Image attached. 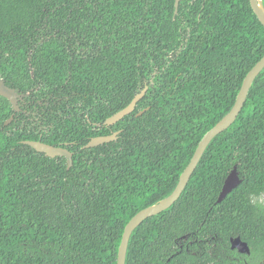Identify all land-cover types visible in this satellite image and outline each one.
<instances>
[{
    "label": "trees",
    "instance_id": "trees-1",
    "mask_svg": "<svg viewBox=\"0 0 264 264\" xmlns=\"http://www.w3.org/2000/svg\"><path fill=\"white\" fill-rule=\"evenodd\" d=\"M175 1L0 0V78L48 90L69 79L75 100L90 107V120L71 110L48 141L71 143L70 170L64 157L0 130V156L11 152L0 160V264H117L127 223L174 190L201 138L235 103L264 55L250 0H182L176 16ZM154 65L165 67L157 87L115 124L119 139L83 148L109 134L103 122L130 104ZM10 111L0 97V117ZM235 166L242 182L217 202ZM263 197L264 70L181 197L136 228L126 264H203L211 258L197 242L180 246L194 232L222 247L230 236L264 237Z\"/></svg>",
    "mask_w": 264,
    "mask_h": 264
},
{
    "label": "flooded vegetation",
    "instance_id": "flooded-vegetation-1",
    "mask_svg": "<svg viewBox=\"0 0 264 264\" xmlns=\"http://www.w3.org/2000/svg\"><path fill=\"white\" fill-rule=\"evenodd\" d=\"M195 1L197 0H190V3L193 4L195 3ZM181 2L182 0L180 1V3ZM180 3H179V7H180ZM179 7H178V13H179ZM175 10H176V5H175ZM177 14H175V16ZM77 43L80 44L79 41H77ZM90 47L92 50H94L93 46ZM81 49L82 52L85 54L92 53L91 50H88V48L85 45L81 46ZM163 57L166 59L169 56L164 54ZM159 67H160L159 65H154L155 70L151 73L150 78L145 80V86H138L139 92L135 94L134 98L138 94H143V95L141 99L138 101L137 105L142 99H144L146 96H148V94H150V91L152 90L153 87H157V85H154L156 83V77L158 74H160L162 70L165 69V67L163 66L160 67L161 70L159 71ZM7 85L10 88L14 89L15 92L17 93L16 104H14L13 101L10 100L9 98L0 95V97L4 98L8 102V106L11 109L8 116L4 115L5 117L3 119L0 117V130L4 134L9 135L12 138H15L16 140L15 142L17 143L25 144L24 142L29 140V141H41L51 144L48 141L53 139L52 135L55 133V129L60 126L59 123L61 120L69 119L71 110H75L76 115H78L81 119L90 120L89 119L90 107L85 106L84 100L83 102L81 100L79 101L75 100L78 98L77 97L78 95L76 93V90H74L73 86H70L69 79H67L63 84L52 83V87L50 88V90H48L49 88L48 86L44 85L41 82H36L34 83V85L31 86H18V85L15 86L13 84H7ZM145 103H148V101L144 102V104ZM148 109H150V106H146L143 110L138 111L137 116L143 115L144 112L147 111ZM105 121L103 122V124L108 127L107 131L109 132V134H105V135H110L115 132H119L117 137L118 140L119 136L122 133V129H114L113 127L119 121L113 125H106ZM93 123L98 126V129H95V131L101 130L102 127L100 122L94 121ZM19 136H27L32 138L17 139V137ZM92 137L95 136H91L90 139ZM53 141H55V139ZM58 143L59 145L57 144H51V145L61 146L71 151L73 154L72 159L74 164L75 151L69 149L71 143L67 141L58 142ZM11 149H15V146H12ZM39 153H43V152H39ZM9 155H11V152H6L2 156H0V160H3L4 157ZM58 157H64L66 159L68 170L72 168L73 164L69 165L68 158L66 156H56L51 158H58ZM261 201L263 202L262 199ZM237 238H239L242 242L246 243L247 246L236 245V247H233V240ZM214 239L218 240L216 236H212V238L205 237L203 239H200L197 236V233L194 232L193 234H187L181 237L180 246L181 248H183V241L188 242L189 245L193 244V242H197L201 249L200 250L201 255L203 256L205 255L206 257L209 256L211 258V260L204 258L203 264L204 263L214 264L215 257H216V261H218L221 264L224 261H225L224 264H264V237L260 236L258 239L257 237H255L250 241L249 239L247 240L243 239L240 235L230 236L229 243L224 244L223 247L221 245L218 246L216 243L213 244L212 241H214ZM240 248H243V251ZM194 253H196V251ZM201 263L202 261H200V264Z\"/></svg>",
    "mask_w": 264,
    "mask_h": 264
},
{
    "label": "water",
    "instance_id": "water-1",
    "mask_svg": "<svg viewBox=\"0 0 264 264\" xmlns=\"http://www.w3.org/2000/svg\"><path fill=\"white\" fill-rule=\"evenodd\" d=\"M180 1L181 0H176L175 14L178 13V7ZM250 4L257 18L264 26V0H250ZM263 70H264V55L245 76L241 89L231 109L216 123L215 126H213L209 131H207L199 141L198 146L194 152V155L192 156L188 165L180 175L179 181L176 187L174 188V190L168 196L161 199L160 201L140 210L127 223L119 247L117 264H126L130 239L136 228L140 226L146 219L155 216L163 212L164 210L170 208L181 197V194L186 188L193 172L198 166L208 146L216 138L217 135L228 129L235 122L248 98L249 92L251 90V87L253 86L255 79ZM0 95L9 98L10 100L13 101L14 104H16L17 93L15 92L14 89L10 88L3 79H0ZM142 95L143 94H138L130 102L128 106H126L119 112L115 113L114 115L110 116L105 121V124L113 125L118 121H120L122 118H124L126 115L132 113L135 110L136 105L138 101L141 99ZM118 133L119 132H115L110 135H100V136L92 137L84 147L90 148L111 141H115L117 140ZM24 143L32 146L37 151L43 152L50 157L66 156L68 158L69 165L73 164V159H72L73 154L67 148L61 146H54L41 141L28 140L25 141ZM241 182H242V178L240 177V172L238 171V167L235 166L227 176L223 188L219 194V198L217 202H222L228 196V194H230L233 191V189H235ZM236 245L247 246V244L242 242L239 238L233 240V247H236ZM240 249L243 251V248Z\"/></svg>",
    "mask_w": 264,
    "mask_h": 264
},
{
    "label": "rangeland",
    "instance_id": "rangeland-1",
    "mask_svg": "<svg viewBox=\"0 0 264 264\" xmlns=\"http://www.w3.org/2000/svg\"><path fill=\"white\" fill-rule=\"evenodd\" d=\"M263 202H264V197L262 198Z\"/></svg>",
    "mask_w": 264,
    "mask_h": 264
}]
</instances>
